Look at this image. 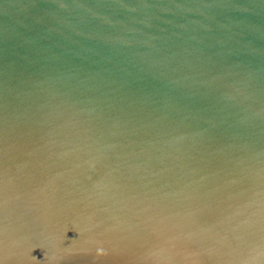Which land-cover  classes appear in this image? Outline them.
<instances>
[{
  "label": "water",
  "instance_id": "obj_1",
  "mask_svg": "<svg viewBox=\"0 0 264 264\" xmlns=\"http://www.w3.org/2000/svg\"><path fill=\"white\" fill-rule=\"evenodd\" d=\"M0 264H264V0H0Z\"/></svg>",
  "mask_w": 264,
  "mask_h": 264
}]
</instances>
